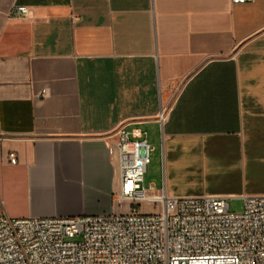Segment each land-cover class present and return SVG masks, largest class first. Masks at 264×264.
<instances>
[{
    "label": "crops",
    "instance_id": "obj_1",
    "mask_svg": "<svg viewBox=\"0 0 264 264\" xmlns=\"http://www.w3.org/2000/svg\"><path fill=\"white\" fill-rule=\"evenodd\" d=\"M121 127L176 197L264 196V0H0V211L128 212Z\"/></svg>",
    "mask_w": 264,
    "mask_h": 264
},
{
    "label": "built area",
    "instance_id": "obj_2",
    "mask_svg": "<svg viewBox=\"0 0 264 264\" xmlns=\"http://www.w3.org/2000/svg\"><path fill=\"white\" fill-rule=\"evenodd\" d=\"M116 150L118 198L128 212L11 218L0 211V264H264V196L243 195L237 213L225 197H171L142 185L151 150L145 131L119 128ZM141 203L152 212L142 213Z\"/></svg>",
    "mask_w": 264,
    "mask_h": 264
},
{
    "label": "rangeland",
    "instance_id": "obj_3",
    "mask_svg": "<svg viewBox=\"0 0 264 264\" xmlns=\"http://www.w3.org/2000/svg\"><path fill=\"white\" fill-rule=\"evenodd\" d=\"M148 138V144L150 145V162L147 165L146 172L143 175V187L148 188L150 185H154L156 189H166L165 191L168 193L169 196H174L176 195L172 194V189L171 185L169 182V179L166 176L165 172V167H164V157H165V151H163V145L161 141V137L159 135L157 136H152L150 135ZM189 182V181H188ZM195 184L192 181V183H178L176 184V189L175 192L177 194H180L182 190L185 188L191 189L195 188ZM181 196V195H178ZM117 194H112L110 197V205H119L117 203ZM227 203L229 205V211L230 212H240L242 209L243 201L242 199L239 198H234V199H228ZM125 206L124 203L120 205V207ZM133 208V207H132ZM139 209L142 213H150L152 212V207L146 204L141 203L139 205ZM157 210V209H155ZM111 213V211H109ZM105 214H108V212H105ZM113 214V213H112Z\"/></svg>",
    "mask_w": 264,
    "mask_h": 264
}]
</instances>
